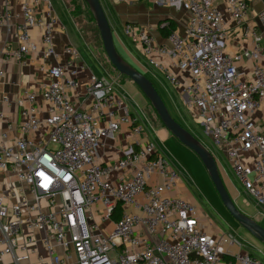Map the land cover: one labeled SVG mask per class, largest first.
Returning a JSON list of instances; mask_svg holds the SVG:
<instances>
[{
    "label": "built area",
    "instance_id": "2783aa9c",
    "mask_svg": "<svg viewBox=\"0 0 264 264\" xmlns=\"http://www.w3.org/2000/svg\"><path fill=\"white\" fill-rule=\"evenodd\" d=\"M163 2L186 11L182 32L176 28L162 42L140 26L126 24L123 33L139 48L145 66L184 97L210 140L211 154L224 157L238 185L264 207V11L254 13L248 23L247 0ZM219 2L248 42L238 55L220 48L227 31ZM17 4L15 11L0 14V27L13 22L17 44L15 50L5 47L3 56L22 66L36 55L54 64L37 66L50 81L16 100V138L9 139L11 125L0 130V171L20 183L11 205L0 192V264L5 257L21 264L34 254L31 238L18 241L22 226L43 236L49 264H264L234 252L240 245L231 236L206 234L195 208L170 196L178 173L152 143L141 141V127L112 84L90 76L85 88L88 109L72 102L84 69L78 50L71 45L56 50L54 38L63 27L49 0ZM41 5L43 14L38 13ZM32 29L38 30V40ZM238 63H248L250 69L239 68L238 73ZM2 78L0 71V84ZM41 125L45 131L35 139ZM122 126L131 129L133 147L115 161L97 163L103 140L113 138Z\"/></svg>",
    "mask_w": 264,
    "mask_h": 264
},
{
    "label": "crops",
    "instance_id": "0c3cea01",
    "mask_svg": "<svg viewBox=\"0 0 264 264\" xmlns=\"http://www.w3.org/2000/svg\"><path fill=\"white\" fill-rule=\"evenodd\" d=\"M49 2L51 3L53 14L57 17L58 21L63 27L62 31L59 30L58 32H56L54 38V45L56 50H60L64 45H71L75 47L79 52V46L82 43L86 48H88L83 40L81 33L78 30V26L76 25L75 20L69 15L68 2L66 3L63 0H49ZM140 2L134 4L108 2L107 8L111 13L112 19V22H108L112 30L113 42L120 56L131 66H134L135 68L138 67L139 69H141L142 71L139 72H142V74L153 83L155 89L158 90L157 92L159 93V95L161 94L163 98L165 97L168 102L165 92L162 90L161 85H159L160 81L155 76V72L157 71L147 68L144 62H141L143 59L140 55L139 48L133 45L131 41L124 35L126 39L130 41L132 49L127 47L124 40L120 37L117 29L120 28V30H123V27L126 24L140 26L145 31L155 36L157 42H162V38L158 33V29L156 30L155 26L160 20L164 18L160 16L161 11H164L168 14L167 18H176L180 15L179 13L181 12H175V9L172 7L179 8L180 5H167L163 2V0H160V3H153L152 0H141ZM247 3L249 6V23V20L254 15V13L264 11V0H247ZM17 5V0H0V14L3 13L5 10H7L8 12L15 11L18 7ZM218 8L223 17L224 28L227 31V38L220 43V48L227 55H238L242 48L248 45V42L244 38H242L241 35H239V29L236 28L235 25L228 19L224 11V6L221 2L218 3ZM43 11L44 6L41 5L39 7L38 13L43 14ZM183 13L185 18L184 22L186 24L187 13L185 10L183 11ZM135 18H137L138 22ZM7 25L8 28L0 27V71L3 73L2 82L0 84V114L3 115V120L0 121V130H5L8 125H11L14 128V131L9 135V139L13 140L17 136L16 126L19 124L18 108L15 104L16 100L18 99V97L21 96L24 91H37L38 87L41 84H46L50 81L46 73L39 72L37 70V66L43 64L45 67H48L54 64V60L48 59L43 62L40 58V55H36L31 58L30 63L28 62L27 65L22 66L10 57L5 58L3 56L5 47H10L12 50H15L17 47L13 22L9 21ZM184 27L177 28L182 32ZM256 31L259 33V30ZM30 33L35 40H38L37 29H32ZM135 52L139 58H136L134 54ZM79 62L81 63V65H83L84 69L78 74L80 85L76 91V94L72 98V102L76 106H78L80 110H86L88 109L90 103V99L85 96V88L88 78L90 76H95L96 78H102L106 81L108 80L106 79L103 70L99 66V68L96 67L97 69L88 68L85 65L81 56L79 58ZM239 68L244 71H248L250 69V64L238 63V73ZM158 74L163 77L160 73ZM115 91L121 94L119 88L115 89ZM174 91L185 103L184 97L179 95L176 90ZM123 94L125 95V93ZM132 94H134L135 96L131 98H128L127 96V98H125V100L127 99V102L125 101V103L129 110V113L131 114V117H133L137 125H139L142 129L141 141L152 143L155 146V149L156 145L161 144L162 142H170L177 149H181L178 148L180 147V144H177L176 140L161 126V124H152L146 119L142 110L145 108L144 105H146V102L143 98H137L138 96H136L133 91ZM3 98H7L9 100V103H3ZM44 131L45 126L41 125L38 133L34 135V138L38 139L40 135L44 133ZM134 139L135 137L132 134L131 129L128 126H122L113 138H107L103 140L101 146L97 151V163L107 164L117 160L122 156L123 152L126 149H128L129 147H133ZM191 161L193 166L195 167L194 170L199 173L201 178L205 179V181H208L207 185L209 191H211L210 193L214 196L215 192L213 191V187L211 186L209 179H207V175L204 168L201 166V164H199V162H197V160H195V158L191 159ZM173 169L178 173L179 179L175 188L170 193V196L180 198L190 204L194 203L193 196L189 193L184 183L183 171L181 169ZM19 188L20 183L16 180L13 175H11L6 170L0 171V192L5 197V202L7 205H11L14 202V192L17 191ZM234 195L236 196L233 200L236 201L237 194L234 193ZM41 207L44 211H47L45 201L41 202ZM196 211L197 216L200 217L198 214V208L196 209ZM22 215L27 216L28 214L22 211ZM201 221L204 224V221ZM203 227L204 232L208 235L219 236L220 234H224L216 230L212 225H205ZM42 237L43 236L40 233L30 231L26 226H22L18 241L19 243H22L27 238H31L34 241V254L29 257L28 261L21 262V264H41L39 263V260H41L42 264H49L48 253L41 243ZM55 250L59 256H62V251L60 248H55ZM226 262V260L223 261V264H226ZM2 264H11V258L5 257L3 259Z\"/></svg>",
    "mask_w": 264,
    "mask_h": 264
},
{
    "label": "rangeland",
    "instance_id": "374dc122",
    "mask_svg": "<svg viewBox=\"0 0 264 264\" xmlns=\"http://www.w3.org/2000/svg\"><path fill=\"white\" fill-rule=\"evenodd\" d=\"M63 1L66 3L68 2L69 4V0ZM99 1L102 5V8L106 14L108 21L112 22L111 13L107 8V0ZM158 3H160V0L158 1ZM76 5L79 8V15H77L74 20L76 22V25L78 26V30L81 33L86 46L90 49L89 50L88 48H86L83 43L79 46V53L85 65L88 68L93 69H97L100 67L103 70V73L108 82L112 84L113 89L115 90L119 88L121 94L125 93V95L123 94L125 98H127V96L128 98L135 96L134 94H132V91L136 94V96H138L137 98H143L146 102V105H144L145 108L142 110L146 119L152 124L160 125L157 116L155 115L152 108L149 106L146 99L142 96L139 89L127 78L119 76L109 64L102 50L101 41L98 32L94 26L92 17L84 2L82 0H76ZM172 8L175 9V12H181L179 13L180 15H177L178 17L176 18L174 17L175 19H170L167 18L168 14L166 12L161 11L160 16H162V18L164 17L165 19L163 18L155 25L156 30L158 29V26L164 21L173 22L176 27L179 28L184 27V8L182 6H180L179 8ZM135 19L137 20V18ZM117 31L120 37L124 40L126 46L132 49V45L130 41L124 36L123 30H120L119 28L117 29ZM134 54L136 58H139L136 52ZM141 62L144 61L142 60ZM132 67L134 69H137L138 71H142L138 67ZM155 76L157 77V79H159L160 83H158L159 85H161V88L165 92L166 98L168 99L169 104L165 97L163 98V96L160 94V97L163 100L171 117L185 130H187L192 136H194L207 149H211L210 140L204 133L203 126L199 122H197L196 119L191 115V112L187 109L186 104L175 93L174 88H172L171 84L168 81H165V79L161 77L157 72H155ZM176 142L177 144H180L177 140ZM179 146L180 147L178 148L181 149H177L170 142H162L161 144L156 145V150L169 162L172 168H175L176 170L181 169L183 171L184 183L186 185L187 190L193 196L194 199V203H191V205L195 208V210L198 208V214L200 216L199 218L204 221L203 226L212 225L216 230L231 236L232 239H234L240 245L238 249L233 248L234 252H242L247 255H252L264 263V244L259 243L258 241L253 239V237H251L230 217V215L226 212V210L220 203L214 189L213 191L215 192V195L213 196L210 193L211 191H209L207 185L208 181H205V179L201 178L199 173L194 170L195 167L193 166L191 159L195 158V160H197V162L201 164L199 159L190 150L184 148L181 144ZM51 148L54 147L51 146ZM213 155L217 167L219 169L221 178L224 182V186L228 191L229 195L232 199H234V197L236 196L234 195V193L237 194L236 201L232 200L233 202H235V207L239 210L240 213L253 219L259 226L264 229V207L258 206L255 201L249 195H247L245 191L238 185V183L232 176L229 164L227 163L226 159L216 152H214Z\"/></svg>",
    "mask_w": 264,
    "mask_h": 264
},
{
    "label": "water",
    "instance_id": "95a60500",
    "mask_svg": "<svg viewBox=\"0 0 264 264\" xmlns=\"http://www.w3.org/2000/svg\"><path fill=\"white\" fill-rule=\"evenodd\" d=\"M82 1L92 17L101 41L102 50L109 64L119 76L127 78L139 89L157 116L161 126L199 159L220 203L230 217L253 239L264 244V229L253 219L240 213L235 207L223 184L211 152L171 117L153 83L120 56L114 45L112 30L100 1Z\"/></svg>",
    "mask_w": 264,
    "mask_h": 264
},
{
    "label": "trees",
    "instance_id": "16d2710c",
    "mask_svg": "<svg viewBox=\"0 0 264 264\" xmlns=\"http://www.w3.org/2000/svg\"><path fill=\"white\" fill-rule=\"evenodd\" d=\"M69 15L70 17H72L73 19L77 17V15H79L78 13V6L76 5V0H69ZM167 23L166 27L164 28H159L158 26V33L159 35L161 36V38H165L166 36H168L170 34V32H173L174 30H176V25L173 23V22H170V21H164ZM139 72V71H138ZM140 73V72H139ZM142 74V73H141ZM143 75V74H142ZM218 168V167H217ZM219 171V169H218ZM220 174V172H219ZM221 177V175H220ZM222 179V178H221ZM223 181V180H222ZM224 184V182H223ZM228 192V191H227ZM229 194V193H228ZM230 196V195H229ZM231 198V196H230ZM232 199V198H231ZM233 200V199H232Z\"/></svg>",
    "mask_w": 264,
    "mask_h": 264
}]
</instances>
